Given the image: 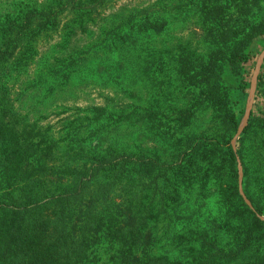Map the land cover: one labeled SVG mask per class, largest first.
Segmentation results:
<instances>
[{
  "label": "trees",
  "instance_id": "1",
  "mask_svg": "<svg viewBox=\"0 0 264 264\" xmlns=\"http://www.w3.org/2000/svg\"><path fill=\"white\" fill-rule=\"evenodd\" d=\"M138 1L115 10L119 0L87 1L73 8L80 23L73 20L61 26L65 0H0V256L25 255V263L26 253H41L43 245L49 244L45 256H53V264H178L176 257L155 254L157 243L141 237L143 169H155L158 163L143 155L134 157L127 132L113 127L128 120L126 102L107 96L103 105L80 108L77 113L61 111L65 116L56 112L51 100L58 87L74 85L72 81L86 78V73L93 81L101 79L122 89L127 86L130 65L114 63L107 54L139 45L148 16L143 0ZM214 1L210 6L200 2L199 17L205 29L215 20L213 29L222 27L215 31L224 35L238 31L251 41L264 34V24L248 27L244 33L242 20L262 0ZM71 2L69 6L78 0ZM166 2L170 10L194 4L191 0ZM228 3L236 10L224 11L230 9ZM110 8V20L122 23L109 37L97 30L104 35V48L86 49L91 42L87 32L96 25L88 22L101 15L96 11ZM160 9L157 3L156 26ZM225 12L234 16L232 24L229 19L218 24L217 18ZM71 39L85 41L70 49ZM50 41L55 44L49 45ZM44 47L43 56L40 49ZM230 54L236 61L247 62L243 51ZM98 55L112 65L89 62ZM229 123L238 127L234 115L229 116ZM222 147L235 163L230 141ZM254 210L262 215L258 207ZM14 239L25 244L22 249L14 246ZM219 255L226 259L235 253Z\"/></svg>",
  "mask_w": 264,
  "mask_h": 264
},
{
  "label": "rangeland",
  "instance_id": "2",
  "mask_svg": "<svg viewBox=\"0 0 264 264\" xmlns=\"http://www.w3.org/2000/svg\"><path fill=\"white\" fill-rule=\"evenodd\" d=\"M65 1L61 26L71 25L73 20L80 23L73 8L92 0H78L72 6L71 0ZM204 1L210 6L214 0H191L194 4L189 8L174 10L168 8L166 0H143L148 23L139 45L127 52L123 47L121 52H111L115 55L107 54L114 63L130 65L127 86L122 89L101 79L93 81L86 73V78L73 80L74 85L58 87L51 100L58 113L103 105L107 96L126 102L128 120L113 127L127 132L126 141L134 157L143 155L158 163L155 169H143L146 188L140 219L141 237L157 243L155 254L176 257L178 264H264V34L251 41L238 31L224 35L215 31L222 27L215 25L213 29L215 20L205 29L199 17L200 2ZM216 1L223 4L227 0ZM137 2L119 0L113 10ZM157 3L162 7L156 14L158 26L154 24ZM227 7L230 9L224 11L236 10L234 4ZM111 11L98 10L96 14L101 15L88 22L96 25L87 32L91 42L86 49L104 48V35L97 30L109 37L122 23L110 20ZM227 12L213 18L218 24L228 19L232 24L234 16H226ZM242 20L244 33L248 27L264 24V0ZM82 41L85 39H71L69 48L81 46ZM232 51H243L247 62L236 61ZM89 62L111 61L99 56ZM231 115L238 122L237 128L229 123ZM228 140L235 163L229 161L222 147ZM136 194L137 190L131 193L134 208ZM14 240L17 249L25 245ZM43 247L41 253H26L25 263V255L16 254L11 258L2 255L0 261L55 263L53 256H45L50 245ZM222 252L235 256L222 259Z\"/></svg>",
  "mask_w": 264,
  "mask_h": 264
},
{
  "label": "water",
  "instance_id": "3",
  "mask_svg": "<svg viewBox=\"0 0 264 264\" xmlns=\"http://www.w3.org/2000/svg\"><path fill=\"white\" fill-rule=\"evenodd\" d=\"M248 113H249V111H248Z\"/></svg>",
  "mask_w": 264,
  "mask_h": 264
}]
</instances>
